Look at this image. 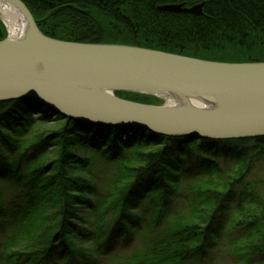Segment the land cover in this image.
<instances>
[{"label": "trees", "instance_id": "16d2710c", "mask_svg": "<svg viewBox=\"0 0 264 264\" xmlns=\"http://www.w3.org/2000/svg\"><path fill=\"white\" fill-rule=\"evenodd\" d=\"M21 1L52 39L264 62V0ZM181 3H204L203 15L156 9ZM35 119L64 125L39 132ZM51 147L58 156L48 163ZM258 162L264 138H169L141 127L70 121L34 101H2L0 264H216L217 247L231 249L244 238L243 258L234 264H263L264 217L247 182Z\"/></svg>", "mask_w": 264, "mask_h": 264}, {"label": "water", "instance_id": "95a60500", "mask_svg": "<svg viewBox=\"0 0 264 264\" xmlns=\"http://www.w3.org/2000/svg\"><path fill=\"white\" fill-rule=\"evenodd\" d=\"M23 31L0 41V102L34 101L55 116L133 126L169 138H264V62L218 63L122 45L65 42L43 35L21 0ZM204 3L158 6L160 13L203 15ZM8 32V31H7ZM116 93L156 98L160 105Z\"/></svg>", "mask_w": 264, "mask_h": 264}, {"label": "rangeland", "instance_id": "374dc122", "mask_svg": "<svg viewBox=\"0 0 264 264\" xmlns=\"http://www.w3.org/2000/svg\"><path fill=\"white\" fill-rule=\"evenodd\" d=\"M0 21L3 23L5 30H6V37L8 36V32L6 29V26L3 22V20L0 17ZM148 97V96H147ZM155 100H157V104L154 105H160V103L162 104V102L156 98H153ZM34 128L39 131V132H46V131H55L56 129H59L60 127H62L64 125V121H60V120H52L51 122L47 123L42 122V121H38L35 119V122L33 123ZM59 148L57 147H51L48 151H50V153H53L52 155H49V157L47 158L48 163L53 162L56 158H57V150ZM103 166V165H101ZM100 173L105 174L106 171L99 167ZM105 182V181H103ZM247 182L251 183L254 189V193H255V197L260 201V206L257 208L258 214L260 216L264 217V162H258L255 164V166L253 167V169L251 170V174L249 175ZM106 183V182H105ZM246 183V182H245ZM251 206V205H250ZM249 206V207H250ZM252 207V206H251ZM254 208V207H253ZM240 218V217H239ZM244 243H247V239L244 238L241 240V242H239L238 244L232 246V252L231 254H229V252L231 251V249L226 246L225 244L217 247L216 249V264H234L238 261L242 260V252H241V245H243ZM234 250V251H233ZM232 254H235L232 255ZM259 258H256L254 261H256V264L259 263L258 261ZM264 264V263H263Z\"/></svg>", "mask_w": 264, "mask_h": 264}, {"label": "bare ground", "instance_id": "6f19581e", "mask_svg": "<svg viewBox=\"0 0 264 264\" xmlns=\"http://www.w3.org/2000/svg\"><path fill=\"white\" fill-rule=\"evenodd\" d=\"M0 17L3 20L10 37H16L21 31H23L22 18L14 9L0 7Z\"/></svg>", "mask_w": 264, "mask_h": 264}]
</instances>
